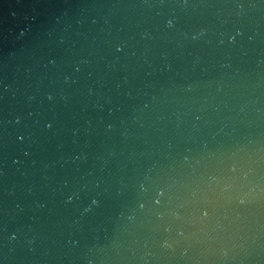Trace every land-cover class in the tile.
<instances>
[{
  "label": "water",
  "instance_id": "water-1",
  "mask_svg": "<svg viewBox=\"0 0 264 264\" xmlns=\"http://www.w3.org/2000/svg\"><path fill=\"white\" fill-rule=\"evenodd\" d=\"M0 264H264V0H0Z\"/></svg>",
  "mask_w": 264,
  "mask_h": 264
}]
</instances>
